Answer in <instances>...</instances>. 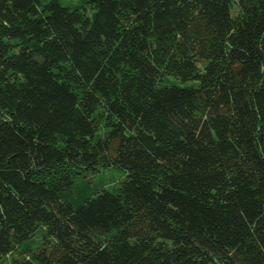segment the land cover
Segmentation results:
<instances>
[{"label":"trees","instance_id":"1","mask_svg":"<svg viewBox=\"0 0 264 264\" xmlns=\"http://www.w3.org/2000/svg\"><path fill=\"white\" fill-rule=\"evenodd\" d=\"M0 264H264V0H0Z\"/></svg>","mask_w":264,"mask_h":264}]
</instances>
